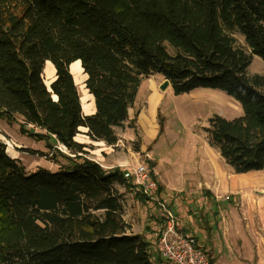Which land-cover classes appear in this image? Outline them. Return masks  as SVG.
I'll return each mask as SVG.
<instances>
[{"label":"trees","instance_id":"16d2710c","mask_svg":"<svg viewBox=\"0 0 264 264\" xmlns=\"http://www.w3.org/2000/svg\"><path fill=\"white\" fill-rule=\"evenodd\" d=\"M253 55L264 60V0H0V119L20 121L69 161L28 171L0 139V264H170L155 249L157 229L150 238L129 232L123 215L128 191L140 203L149 197L123 168L88 158L75 137L85 126L90 140L112 146L126 121L138 137L139 114L130 119L129 110L158 73L176 95L212 88L237 101L244 113L213 115L207 141L234 173L264 169V74L249 73ZM47 61L56 69L49 88ZM75 61L94 113L83 112ZM155 166L150 159L164 199ZM194 237L216 264L210 241Z\"/></svg>","mask_w":264,"mask_h":264},{"label":"crops","instance_id":"0c3cea01","mask_svg":"<svg viewBox=\"0 0 264 264\" xmlns=\"http://www.w3.org/2000/svg\"><path fill=\"white\" fill-rule=\"evenodd\" d=\"M49 62L45 63L43 70L44 80L48 88L56 78L55 66ZM74 65L75 63L71 64L70 70ZM76 71L78 70L76 69ZM45 72L47 73L45 74ZM73 75L74 79H76L74 72ZM169 87L171 88V86ZM148 88L150 89L148 95L150 105L146 110L149 113H145L144 110L139 113L137 118V126L142 127L144 130L148 129V124L152 127L154 126L155 111L157 107H160L164 93L162 89L157 90L156 86L152 84H149ZM197 89V92L193 90L189 94L195 96L207 92L209 94L208 98L217 97L220 101H226L230 107L232 105L231 100H234L227 94L229 97H222V91L217 89ZM79 93L83 112L85 114L94 113L96 106L93 95L89 91L88 93L82 92L80 87ZM235 102L238 108L236 112L238 113V117H240L244 112L241 105L237 101ZM148 116L149 119H147ZM146 121H148V124ZM119 128L121 127L115 128L119 137L118 141H120ZM154 128V132H158L157 124H155ZM80 129H83L85 136L89 138L87 128L83 126ZM76 137L75 139L77 140ZM144 137L140 151H144V147L147 146ZM77 141L82 144L86 142L85 140ZM118 141L115 145L108 146L103 141L94 142L89 138V143L96 146L105 145L109 148L119 146ZM98 153L101 154V157L95 153L98 158L97 161L104 168L109 169L116 165L123 168L125 161H115V159L109 158L107 155L104 156L108 153L107 150L101 149ZM147 156L154 161L150 153H147ZM196 156V167L193 169L194 172L193 170L191 171L194 177L190 176V179L182 176L181 181H177L176 179L175 181L170 180L168 182L165 178L163 179L159 171L156 170V167L153 168L157 179L163 185L164 199L169 202L168 205L172 206L174 213L178 215L179 228L185 233L197 235L201 242L210 241L211 254L216 260V264H264V169L244 172L242 174L234 173L228 164L229 167L227 166L224 169L222 167V161L224 162L222 156L219 154L217 148L211 146L209 142L207 146L198 151ZM137 202L141 205L143 204L139 201ZM144 204L145 211H150L149 213L154 219L147 217V213L143 212L145 213L142 218V228L144 231L139 233H144L146 237L150 238L153 231L160 226V222L159 220L156 221V218L160 217L161 214L159 207H152V204L149 203ZM148 208L151 209L148 210ZM147 220L148 222L145 223ZM127 223L132 224L128 221ZM129 232L136 233L131 229ZM225 253L228 257H226Z\"/></svg>","mask_w":264,"mask_h":264},{"label":"rangeland","instance_id":"374dc122","mask_svg":"<svg viewBox=\"0 0 264 264\" xmlns=\"http://www.w3.org/2000/svg\"><path fill=\"white\" fill-rule=\"evenodd\" d=\"M238 39L243 44L245 43L241 34L238 35ZM166 48L170 54L176 53L175 47L170 42H166ZM49 63L51 64V62ZM74 63L77 66H72L71 72L76 74L75 80L77 82L75 81V83L80 87L82 92L88 93V89L84 84L86 74L83 73L81 63L80 61H75ZM76 69L78 71H76ZM248 71L252 75L253 73L264 74V60L258 55H253V59L248 66ZM46 73L47 72H45V74ZM164 81L165 79L163 80V77L158 73L142 81L136 98L137 103L130 110V119L136 116V112L139 114L145 110V113H149V111L146 110L150 105L148 100L150 89L148 85H155L156 89L160 90L161 84ZM197 90H195V92H197ZM163 91V100L160 107H157L155 111L156 118L154 126L157 124L158 132H154V126H150L148 121H146L148 129L144 130L142 127L136 126L140 139L138 142L136 131L128 126V121L125 126L119 128V146L109 148L105 145L96 146L89 143V138L85 136L84 130L80 129V133H78L76 138L80 141H86L84 142L88 145L86 147L88 150L86 156L97 161L98 158L96 155L100 156L101 154L98 152L102 149L108 152L104 156L107 155L109 158L115 159V161H125L123 169L135 167L142 163L149 168L150 158L147 156V153H150V156L153 157L156 163V170L159 171L163 179L165 178L168 182L170 180L175 181L176 179L177 181H181L182 176L187 179H190V176L194 177L191 171L196 167V154L200 149L207 146L208 143L203 126H207L210 118L215 114L228 119L238 117L236 102L231 100L232 105L230 107L226 101H220L217 97L208 98L209 94L207 92L200 93L201 95L197 94L198 97L196 98L197 95L193 96L189 93L176 95L172 87L170 88L169 86ZM221 93L223 94L221 95L222 97H229L226 93ZM147 119H149V116ZM160 120L163 122V130H161L159 126ZM137 123L136 125H138ZM143 137L147 146L144 147V151H138L136 149L137 145L140 144L141 147ZM0 139L6 144L9 155L18 158L28 171H33L40 167H46L47 169L56 171L60 167H66L69 164L68 159L62 156L56 148L48 145L45 140L38 141L30 135L21 132L20 121L9 123L4 119H0ZM71 153L72 152L63 151V154L67 156H73ZM52 156L54 159H51ZM227 166L228 165L222 161V167L225 169ZM121 189L125 190L124 187H121ZM125 200L126 205L123 215L128 222L132 223L130 229L136 233L143 232L142 218L145 213H147V217L150 218V211L146 212L145 204H139L133 198L130 191L126 194ZM152 207L156 206L152 204ZM151 208H148V210ZM170 208L173 210L172 206ZM151 218L154 219V217ZM160 218L161 217H157L156 221L159 220L160 222ZM147 222L148 220L145 223ZM231 245L233 244L231 243ZM207 250H210L209 246ZM225 255L228 257L226 253ZM163 264H166V262Z\"/></svg>","mask_w":264,"mask_h":264},{"label":"built area","instance_id":"2783aa9c","mask_svg":"<svg viewBox=\"0 0 264 264\" xmlns=\"http://www.w3.org/2000/svg\"><path fill=\"white\" fill-rule=\"evenodd\" d=\"M59 148L69 152L64 145H60ZM71 155L74 156L73 153ZM124 172L126 179L143 191L149 197L150 204L159 207L160 214L164 217L162 227L159 226L153 235L156 251L170 264H211L209 256L194 235L179 228L177 214L157 193V181L149 168L142 163L135 167H127Z\"/></svg>","mask_w":264,"mask_h":264},{"label":"water","instance_id":"95a60500","mask_svg":"<svg viewBox=\"0 0 264 264\" xmlns=\"http://www.w3.org/2000/svg\"><path fill=\"white\" fill-rule=\"evenodd\" d=\"M168 86H170V81L165 79V81L161 84V89L166 90L168 88ZM50 90H51V88H50Z\"/></svg>","mask_w":264,"mask_h":264},{"label":"bare ground","instance_id":"6f19581e","mask_svg":"<svg viewBox=\"0 0 264 264\" xmlns=\"http://www.w3.org/2000/svg\"><path fill=\"white\" fill-rule=\"evenodd\" d=\"M74 66H77L76 64ZM73 68V67H72Z\"/></svg>","mask_w":264,"mask_h":264}]
</instances>
